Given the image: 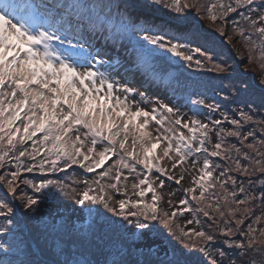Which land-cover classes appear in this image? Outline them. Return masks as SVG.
Wrapping results in <instances>:
<instances>
[{"label":"snow or ice","instance_id":"obj_1","mask_svg":"<svg viewBox=\"0 0 264 264\" xmlns=\"http://www.w3.org/2000/svg\"><path fill=\"white\" fill-rule=\"evenodd\" d=\"M96 39L123 59L73 57ZM0 264H264V0H0Z\"/></svg>","mask_w":264,"mask_h":264},{"label":"rangeland","instance_id":"obj_2","mask_svg":"<svg viewBox=\"0 0 264 264\" xmlns=\"http://www.w3.org/2000/svg\"><path fill=\"white\" fill-rule=\"evenodd\" d=\"M18 2H20V3L25 2L26 3V2H29V0H18ZM31 2L32 3H39V2H41V0L40 1L31 0ZM200 24H202L203 27L208 30V32H210V33L213 32L214 25H210L205 20H200ZM212 36L215 37L216 39H218L217 38L218 34H214ZM219 40L222 41L221 39H219ZM73 42H77V41L73 40ZM222 42L227 44L226 41H222ZM92 44H93V47H89L88 44L83 45L84 52L81 55H78L76 53H72L73 57L77 58V59H79L81 57H88L89 53L92 54V51L94 49H99L102 54L107 53L106 55H102L101 57H98V59H102L103 61L108 62V60H113V59L114 60H122L124 57L123 50L122 49H113L111 47V42L106 43L105 41L102 42L100 39H96V40L92 41ZM62 47H64V45ZM228 47H230V46L228 45ZM230 54L232 56L236 57L237 59H239V56H238L236 51L231 50ZM244 54H245V56L247 55L246 52ZM228 62L230 64L233 63L232 60H229ZM93 63H95V61H93ZM245 63H246V61L244 63H241L239 67L241 69H243ZM124 67H128V65L125 64ZM101 70H104V69L102 68ZM118 71L120 72L121 75H123L124 68L121 67L118 69ZM250 73H251V71H250ZM117 78H119V77H117ZM249 78L251 79L250 74H249ZM128 79L131 80L133 82V85H136L135 87H137L140 91H146L148 94V97L158 95L159 98L164 100L165 102H172V103H178L179 105H183L182 111L187 113L188 115H192V111L188 110V106L183 102V100L181 98H178L175 100L172 95H169L168 93H166L164 91H161L160 93H158L157 87L152 88L151 83L148 81V79H146L142 75V73L136 72L135 75L129 74ZM258 79H259V77L255 75V80H258ZM93 176H94V174L85 173L82 169H81V171H78L75 169V170H72V172H70L66 178H62L61 180H64L66 183L73 184V186H78L85 179L91 180L93 178ZM172 187L175 188L177 186L173 184ZM117 198H119V197H117ZM42 210L46 212V211H48V208L44 207Z\"/></svg>","mask_w":264,"mask_h":264},{"label":"trees","instance_id":"obj_3","mask_svg":"<svg viewBox=\"0 0 264 264\" xmlns=\"http://www.w3.org/2000/svg\"><path fill=\"white\" fill-rule=\"evenodd\" d=\"M160 11H165L167 12V10L163 9L162 6L158 7V9L156 10V12H160ZM163 20H167L164 18H159L156 19V22H162ZM208 46L209 47H213L215 49V53L221 55L223 58L227 59L228 58V54H230L231 49L230 47H228L225 43H223L222 41H220L219 39H216L213 36L208 37ZM161 66H163V68L167 71L170 72V63H160ZM191 72H184V71H180L178 73H173V74H177V75H181V78H188L190 81H201L204 83H218L219 81L215 79L217 74L212 73L211 71L207 70V69H195V68H190ZM248 79L249 76L247 77ZM227 83V82H225ZM218 91V89H217ZM207 95L209 97H211L213 95L212 91H208ZM219 97H217V100L219 102ZM28 176H32V174H26ZM182 223V222H181Z\"/></svg>","mask_w":264,"mask_h":264}]
</instances>
